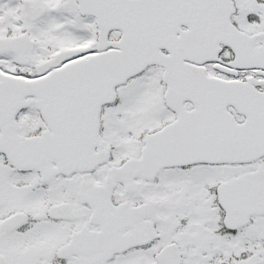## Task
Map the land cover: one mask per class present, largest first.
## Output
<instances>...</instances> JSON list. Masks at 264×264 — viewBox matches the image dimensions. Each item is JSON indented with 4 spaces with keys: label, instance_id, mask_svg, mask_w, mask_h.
I'll list each match as a JSON object with an SVG mask.
<instances>
[{
    "label": "snow or ice",
    "instance_id": "1",
    "mask_svg": "<svg viewBox=\"0 0 264 264\" xmlns=\"http://www.w3.org/2000/svg\"><path fill=\"white\" fill-rule=\"evenodd\" d=\"M0 264H264V0H0Z\"/></svg>",
    "mask_w": 264,
    "mask_h": 264
}]
</instances>
